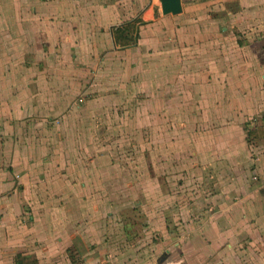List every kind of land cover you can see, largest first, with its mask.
<instances>
[{
	"label": "crops",
	"instance_id": "0c3cea01",
	"mask_svg": "<svg viewBox=\"0 0 264 264\" xmlns=\"http://www.w3.org/2000/svg\"><path fill=\"white\" fill-rule=\"evenodd\" d=\"M156 2L160 5V0H0V264H118L113 256L123 254L122 246L112 244L110 233L113 226L123 229V216L116 212L124 203L118 196L113 198L111 192L134 187L141 190L144 184L140 178L139 183L131 178L125 181L127 175L116 158L117 149L94 144V139L103 141L106 132L87 128L89 120L75 116L76 106L88 104L85 94L95 91L93 85L86 84L92 78L93 65L103 60L123 66L120 58L140 46L135 44L139 26L146 23L152 29L156 27L165 41L189 33V43L179 45L185 51L196 46L198 53L199 47L219 40L204 39L206 25L196 20L200 11L212 4H216L214 12L218 14L210 20L213 26L221 20L237 25L243 18L259 16V26L243 28L264 30V0H180L181 13L175 16H156ZM228 2L236 3L238 10H226ZM136 15L142 23H135ZM128 25L131 29L127 37L134 36L133 43L117 45L114 30ZM260 43L264 46L263 36ZM173 58L174 77H187L180 65L187 58L180 54ZM199 58L203 60L205 55L195 57ZM76 62L90 67L85 72L77 71ZM236 74L234 69L223 72L225 78H235ZM201 75L217 79L219 72L204 75L201 71ZM261 78L260 87L234 82L232 91L222 89L221 94L215 81H207L212 89L202 92L198 108L215 112L217 118L207 122L205 111L195 118L200 119V127L210 125V135L202 146L211 149L204 151L196 144L194 161H186L183 170L167 171L174 164L166 162L169 145L164 146L163 163L155 149L149 151L148 157L153 156L156 165L148 167L147 185L163 172L164 189L160 190L166 194L162 198L148 195L146 202L141 197L135 206L145 205V210L149 206L142 215L147 227L143 237L159 236L161 242L146 262L133 259L132 264H264V130L258 133L260 126L264 129V100L253 98L257 95L254 92L264 96L263 75ZM174 86L180 90L185 83L178 81ZM79 93L83 94L76 98ZM160 94L166 97L170 93L165 89ZM183 102L157 97L151 105V130H161L157 129L164 122L157 113L159 109L170 115V110H178ZM182 110L176 114L185 116L187 108ZM169 118L165 123H170ZM175 121L173 129L179 131V144H188L184 141L188 123ZM250 121L255 126V140L249 144L243 126L251 128ZM223 126L241 128L237 140L240 145L231 152L218 150L219 142L232 146L236 142L232 134L228 139L219 138ZM113 155L115 159H111ZM225 174L231 175L229 181L221 180ZM189 176H195V183ZM170 177L179 178V192L216 190L205 202L209 204L207 215L197 210L189 212L198 203L185 205V227L176 232H171L167 224L171 220L169 206L177 202L169 196ZM112 207L117 208L114 214ZM139 250L135 247V252Z\"/></svg>",
	"mask_w": 264,
	"mask_h": 264
},
{
	"label": "rangeland",
	"instance_id": "374dc122",
	"mask_svg": "<svg viewBox=\"0 0 264 264\" xmlns=\"http://www.w3.org/2000/svg\"><path fill=\"white\" fill-rule=\"evenodd\" d=\"M133 3L135 4V2ZM125 5H127V1H125ZM149 5H151V3L148 4V6ZM128 6L131 5L129 4ZM214 6H216V4H212L209 8L200 11V18L196 20L206 25L203 26L204 29L202 31L205 34L204 39L210 40L216 38L219 40L209 46L205 45V47H199L197 49L198 53H195L196 46L186 47L185 51L183 50V46L179 45L180 43H189V40L192 38L189 33H185L186 37H176L175 41H171L170 39L165 41L156 27L152 29L146 23L139 26V39L135 44L137 45L140 43V46L137 45L134 51H131L132 54L129 51L125 52L129 53L128 57H125L123 60L122 57L120 58L121 63H124L123 66H115L120 64L113 65L110 62L105 63L101 60L100 63L90 68L93 69L91 70L93 71L91 74L92 78L86 81V84L93 85L95 91L85 94L86 99L84 101L88 104L83 103L76 106L77 112L75 116L87 118L89 120L87 128L89 127L92 130L100 129L102 132L103 130L106 132L105 139L103 141H97L98 138L94 139V144L97 145L101 143V145H109L117 149L119 155H117L116 158H118L121 163V168L124 169V173L127 175V177L125 176V181H129L131 178V181L134 179L138 183L142 181L144 184L141 190L134 187L125 188L118 192H111L113 198L118 196V199L124 203L118 207L116 212L120 217L123 216V221L121 222L124 224L123 229L122 226L119 229V225L118 227L113 226L112 232L110 233V236H112V244L119 247L122 246L123 250V254L113 256L116 258V260L113 258L114 263L127 264L131 263L133 259H136L137 263L146 262L151 256L153 248L161 242L159 236L153 239H151V237L147 238V236L143 237V235H145L144 232H147V227L145 218L143 219L142 215L148 210L149 206L146 210L144 209L145 205L141 207L135 206V202L142 201L140 200L141 197L145 200L144 202H146L148 195L149 198H162L163 195L166 194L165 190H160L164 189L163 182L165 181L163 172H161L162 169H160L161 173L155 174L157 179L152 180V185H147V181L150 179L148 178V167L150 164H155V158L153 156L152 158L148 157V154H150L149 151L155 149L154 152L160 156L158 158L159 161L163 163L164 159L161 156L163 155V151H165L164 146L169 145V147L167 146L166 148L169 153V158L167 157L166 162H174V164L168 166L167 171L175 173L179 172L180 169L183 170L186 161L187 163H190L191 160L194 161L192 153H196V144L198 145L197 147L203 149L205 146H202V142L207 135H210L208 131L209 128H211L210 125L206 126L207 129L205 126H198L197 123L200 119L195 117H198L199 113L205 111L203 117L207 122L217 118L215 112L198 108V102L203 95L202 92H208L212 89L211 83L207 84V81H212V83L215 81L214 86L217 92L221 94L222 89L229 91L234 82L239 83V86L245 83L247 87L256 83L260 87L261 81L263 80L261 75L264 77V46L260 43V40L262 36L264 37V30L258 28H243L249 25L259 26V16L249 19L243 18L242 21H239L237 24L241 27L240 29H237L235 22H230V20H226L224 23L221 20L220 24L213 26L210 20H215L218 16L217 12H214ZM225 6L226 10L229 11L238 10L236 3L228 2ZM156 7L158 11L154 9V13H157L156 16H159V14H161L159 2H156ZM217 11L220 12L218 9ZM135 19L136 23H142L140 16L136 15ZM231 25H235V27L232 28ZM157 28H161V26ZM222 28L226 29L223 33ZM197 38H200L199 34ZM129 39L130 44L133 43L134 36L130 35ZM179 54L187 58L186 62L182 61L183 64H180L182 65L181 68H183L184 73L188 74L187 77L178 78L173 75V64H176L174 63L173 57ZM201 55H205L203 60H201V58L195 59V57H200ZM163 56H166L167 60H165ZM100 59H104V57ZM74 64L77 71L79 70L80 72H85L84 70L90 67L88 63L85 62H76ZM227 69H234L237 73V77L225 78L223 72H226ZM201 71L204 72V75L211 71L219 72V75L217 79L211 77L207 79L205 76L201 75ZM260 71L263 73L260 74ZM184 73L181 74L183 75ZM178 81L185 83V86L180 90L174 86ZM223 86L224 88H222ZM165 89L170 94L166 97L160 96V93ZM254 93L257 95L253 98L257 101L264 100V96L261 94L262 92ZM81 94L83 93L77 94L76 98L81 96ZM157 97H159V99L161 98V101H163V99L167 101L176 100L178 103L179 99H182L184 101V106H178V110L171 108L170 115L167 113L163 114L159 109L157 113L162 122H164L162 126L157 127V129L161 128V130H151L154 128L153 117L150 112L154 111L151 109V105L155 104ZM185 107L187 108V114L185 116L179 113L176 114L178 111L182 113V109ZM183 113H185V111ZM261 115L264 117V112L261 113ZM168 117H171L169 118L170 123H165ZM180 119L188 123V127H184V130L189 129L187 137L184 138V141H188V144H179V131L177 130V132L173 129V127H176L174 122L177 121L175 120ZM55 123L58 124L57 121ZM191 123H195V126ZM249 124L251 128H248L247 125L243 127L245 135L248 137V143L250 144V140H255V136H253L254 131L252 132L255 126H252L253 124L251 121ZM163 125L166 126L164 127ZM262 130L264 129L260 126L258 133L262 134ZM230 134L234 135L236 140L234 146L228 144L226 141L219 142L220 146L218 144V150L222 152H231L233 148L236 149L240 145L237 140L241 136V128L239 126H235L234 128H226L223 126V129H221L219 133V138L228 139ZM94 135L96 136V134ZM206 149L209 151L211 147L208 146ZM206 149L204 148V151H206ZM111 159H115V156H111ZM177 161L180 162L177 164ZM131 172H134V174L128 176ZM230 176V174H225L221 180L229 181ZM139 178L140 180L138 181ZM189 178L186 179V182ZM177 179L179 178H169L172 184L171 191H168L169 196H172H170V199L173 202V198L177 201L175 203L171 201L172 204L169 202L170 208L169 211H167V215L169 214V218L171 219L167 223L171 232H176L177 229L185 227L183 214L187 203L190 205L198 203L197 206L194 205V207L191 208L192 210H189L190 213L197 210L202 215H207L209 213V208L207 207L209 204H205V202L216 193L215 189L198 191L199 193L194 190H189L187 193L179 192L180 188ZM190 179L195 183V176ZM207 180H211L210 176H207ZM176 203L178 204L177 206ZM179 204L182 205V210ZM187 206L189 208V205ZM111 209L114 214L117 208L112 207ZM117 214H115L116 217L118 216ZM133 245H135V247H140V250L135 252V247H133Z\"/></svg>",
	"mask_w": 264,
	"mask_h": 264
},
{
	"label": "water",
	"instance_id": "95a60500",
	"mask_svg": "<svg viewBox=\"0 0 264 264\" xmlns=\"http://www.w3.org/2000/svg\"><path fill=\"white\" fill-rule=\"evenodd\" d=\"M160 10L163 16L178 15L181 13L180 0H160Z\"/></svg>",
	"mask_w": 264,
	"mask_h": 264
},
{
	"label": "trees",
	"instance_id": "16d2710c",
	"mask_svg": "<svg viewBox=\"0 0 264 264\" xmlns=\"http://www.w3.org/2000/svg\"><path fill=\"white\" fill-rule=\"evenodd\" d=\"M136 23V22H135ZM131 29V26H124L122 28H118L114 30L113 36L115 43L120 46H126L128 45V42L130 39H128V31Z\"/></svg>",
	"mask_w": 264,
	"mask_h": 264
}]
</instances>
